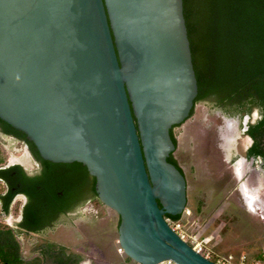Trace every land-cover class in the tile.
Masks as SVG:
<instances>
[{"label":"water","instance_id":"1","mask_svg":"<svg viewBox=\"0 0 264 264\" xmlns=\"http://www.w3.org/2000/svg\"><path fill=\"white\" fill-rule=\"evenodd\" d=\"M197 93L182 0H0V121L85 168L136 264H215L165 220L187 204L167 160Z\"/></svg>","mask_w":264,"mask_h":264},{"label":"rangeland","instance_id":"2","mask_svg":"<svg viewBox=\"0 0 264 264\" xmlns=\"http://www.w3.org/2000/svg\"><path fill=\"white\" fill-rule=\"evenodd\" d=\"M222 113L211 100L198 102L192 115L172 129L176 149L172 158L186 180L187 204L178 221L167 220L185 241L202 247V253L224 258L245 254L260 258L264 252V214L250 211L232 176L231 164L225 157L223 139L228 135ZM244 139L236 141L235 153L243 156ZM0 167L18 164L29 171L35 167L26 145L0 132ZM4 188L0 184V194ZM79 210L65 228L47 241L63 244L68 250L87 258L86 264H100L103 254L125 256L117 245L118 216L101 205L97 199ZM20 202L9 216H0V228H9L16 220ZM20 250L29 252L31 246L16 237ZM41 242L37 239L36 244ZM36 246V245H35ZM24 259L31 255L22 253ZM95 259V260H94ZM123 264H130L124 263Z\"/></svg>","mask_w":264,"mask_h":264},{"label":"trees","instance_id":"3","mask_svg":"<svg viewBox=\"0 0 264 264\" xmlns=\"http://www.w3.org/2000/svg\"><path fill=\"white\" fill-rule=\"evenodd\" d=\"M182 3L198 87L194 105L211 99L216 107L240 118L256 114L246 132L253 140L248 157H259L264 168V0H182ZM0 132L23 142L42 166V175L36 182L47 188L50 202H58L57 191L79 180L87 184L92 199H97L94 179L83 166L41 160L22 134L1 121ZM170 136L176 145L172 130ZM167 161L181 171L172 155ZM8 205L9 200L5 208ZM179 218L165 216L173 221ZM0 264L42 262L38 258L24 259L13 231L0 228Z\"/></svg>","mask_w":264,"mask_h":264},{"label":"flooded vegetation","instance_id":"4","mask_svg":"<svg viewBox=\"0 0 264 264\" xmlns=\"http://www.w3.org/2000/svg\"><path fill=\"white\" fill-rule=\"evenodd\" d=\"M215 108L222 113L221 118L228 132L223 139L227 152L225 157L231 164L232 176L238 182L242 199L250 211L264 214L263 162L259 157H248L253 140L246 134L248 124L254 122L256 114L251 118L248 116L240 118L237 114L225 112L221 107ZM238 139H244L247 144L243 156L234 154V146ZM26 148L28 150L27 146ZM29 154L36 163L32 171L18 164L0 167V184L4 188L0 194V216L3 219L9 216L14 211L15 204L20 202L17 218L9 229L13 231L15 237H21L31 246L29 252L22 250L21 254L31 255L30 259L38 258L42 264H86L87 258L68 250L63 244L51 243L47 238L65 228L73 217L78 216L79 210L93 201L87 184L81 180L66 184L57 191L58 202H50L46 194L47 188H42L36 182V179L41 177L43 168L30 152ZM8 200L9 205L5 208ZM37 239L40 244H36ZM95 262L97 263V260Z\"/></svg>","mask_w":264,"mask_h":264},{"label":"built area","instance_id":"5","mask_svg":"<svg viewBox=\"0 0 264 264\" xmlns=\"http://www.w3.org/2000/svg\"><path fill=\"white\" fill-rule=\"evenodd\" d=\"M165 220H166V223H167L168 219H165ZM178 220H176V221H178ZM168 226L171 228V230L173 232L176 233V235L182 241L187 243L196 253L200 254L202 257H204L205 259H207V260H209V261H211V262H213L215 264H264V252H263V254L261 255L260 258H256V259L250 258L249 256H247L245 254H241L238 257L226 256L224 258H220V257L218 258V257L213 256V255L209 256L208 254L202 253V247H196V246L191 245L190 243L185 241L184 238L173 227H171L169 224H168ZM160 264H175V263H173L171 261H166V262H162Z\"/></svg>","mask_w":264,"mask_h":264},{"label":"crops","instance_id":"6","mask_svg":"<svg viewBox=\"0 0 264 264\" xmlns=\"http://www.w3.org/2000/svg\"><path fill=\"white\" fill-rule=\"evenodd\" d=\"M241 255V254H239ZM239 255L237 256H232V257H238ZM227 256H231V255H227ZM124 263H130V264H136L132 261H130L129 259L125 258V260H122ZM123 262H121V258L120 256H116L115 254H103V258L100 259L99 263L100 264H123Z\"/></svg>","mask_w":264,"mask_h":264},{"label":"bare ground","instance_id":"7","mask_svg":"<svg viewBox=\"0 0 264 264\" xmlns=\"http://www.w3.org/2000/svg\"><path fill=\"white\" fill-rule=\"evenodd\" d=\"M109 210V209H108ZM111 211V210H110ZM120 250V249H119ZM120 252L123 254V251L122 250H120Z\"/></svg>","mask_w":264,"mask_h":264}]
</instances>
